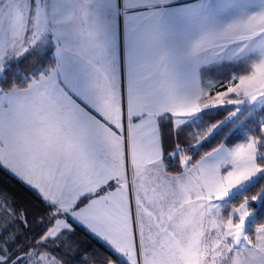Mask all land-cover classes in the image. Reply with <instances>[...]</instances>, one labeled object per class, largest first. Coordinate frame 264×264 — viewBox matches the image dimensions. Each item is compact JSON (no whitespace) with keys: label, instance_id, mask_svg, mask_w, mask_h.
I'll return each instance as SVG.
<instances>
[{"label":"snow or ice","instance_id":"6c2138e0","mask_svg":"<svg viewBox=\"0 0 264 264\" xmlns=\"http://www.w3.org/2000/svg\"><path fill=\"white\" fill-rule=\"evenodd\" d=\"M0 166L44 203L29 242L0 193V264H65L69 220L117 257L82 264H264V0H0Z\"/></svg>","mask_w":264,"mask_h":264},{"label":"trees","instance_id":"16d2710c","mask_svg":"<svg viewBox=\"0 0 264 264\" xmlns=\"http://www.w3.org/2000/svg\"><path fill=\"white\" fill-rule=\"evenodd\" d=\"M220 75L224 76L225 73L216 74L217 79L220 78ZM225 108L229 109V106H226ZM210 111L212 114L206 117L203 122L204 125L206 126H210L211 124L220 121L227 114V111H225L223 107L220 109H211ZM228 128H225L221 133L216 132L209 139L202 141L198 145V147H194L193 145H191V148L187 149L186 152H188L192 156L193 161L199 160L200 157L203 156L205 153L210 152L213 148H216L217 146H219L224 142L225 138H227L226 131L228 130ZM187 131L191 133L193 130L188 129ZM198 131H203V129H198ZM191 140H192L191 138H188V143ZM169 143H171V141H169ZM168 170L175 174L176 172L181 170V166L177 163L173 166H170ZM0 193H3L9 198L13 199L19 208L28 209L30 212L33 209L40 210V211H36L35 212L36 214L34 213L32 214V219L34 222L31 223V226L27 232V236H29V242H32L31 241L32 234L38 233L41 228V224L39 223L38 218L43 215L42 210L44 208V203L42 202V198L39 197V195L35 191L28 188L17 178L9 174L1 166H0ZM72 225L74 229L73 239L74 241L79 243L80 247L74 250L69 255H64L63 251H59V252L54 251L52 252V255L57 256L58 259L63 257L65 264H68V262H71V264H82L83 259L91 258L96 254L109 256L113 260L117 259V257L112 253L111 249L108 248V246H106L96 237L92 236L90 233L85 231L79 225L75 223H72ZM36 239H39V236H37ZM49 247L54 248L55 246L50 245Z\"/></svg>","mask_w":264,"mask_h":264},{"label":"rangeland","instance_id":"374dc122","mask_svg":"<svg viewBox=\"0 0 264 264\" xmlns=\"http://www.w3.org/2000/svg\"><path fill=\"white\" fill-rule=\"evenodd\" d=\"M221 73V72H220ZM218 71H214L213 72V74H220ZM212 74V75H213ZM213 76H215V75H213ZM212 76V77H213ZM216 77V76H215ZM228 78V76H227V74H225L224 76H222V75H220V78H218V79H221V80H226ZM216 79H217V77H216ZM220 90H223V89H220ZM226 106H229V109H234V107L235 106H231V105H225V106H223V108H225ZM247 115L248 114H245V117H242L241 119L243 120V119H246V117H247ZM228 117V112H227V114H226V116L223 118V119H221L220 121H224L226 118ZM220 121H218V122H215V123H219ZM249 126L252 128V133L251 134H257V129H256V125L255 124H251L250 122H249ZM216 133V131H214L212 134H210L206 139H204V140H207V139H209L213 134H215ZM226 135H227V138H225V140H224V142L222 143V144H224L225 146H227V147H233L236 143H239V142H243V135H244V133H242V132H240V131H238V130H235V126H233V127H229L228 128V130L226 131ZM204 140H201L199 143H197V141L195 140V139H192L189 143L191 144V145H193L194 147H198V145L202 142V141H204ZM235 140H236V142H235ZM239 140V141H238ZM221 145V144H220ZM219 145V146H220ZM219 146H217V147H219ZM216 147V148H217ZM215 148H213L210 152H212L213 150H214ZM209 153V152H208ZM186 154L187 155H189V156H191L188 152H186ZM207 153H205L204 155H206ZM203 155V156H204ZM192 157V156H191ZM193 159V158H192ZM8 197V196H7ZM9 198V197H8ZM10 200H12V201H14L13 199H11V198H9ZM15 202V201H14ZM16 204V203H15ZM34 214H36L35 212H33ZM69 223H71V221L69 220L68 221ZM72 224V223H71ZM27 232H28V230L25 232V235H27Z\"/></svg>","mask_w":264,"mask_h":264},{"label":"crops","instance_id":"0c3cea01","mask_svg":"<svg viewBox=\"0 0 264 264\" xmlns=\"http://www.w3.org/2000/svg\"><path fill=\"white\" fill-rule=\"evenodd\" d=\"M214 71H216V70H212V71H209V72H207L206 73V76H207V78H211V79H216V74H213V72ZM215 75V76H213V75ZM213 76V77H212ZM4 170H6L9 174H11L12 176H14L15 178H17L19 181H21L23 184H25L28 188H30V189H32L33 191H35L37 194H38V192H37V190H35V189H33L32 187H30L29 185H27L25 182H23L22 180H20L18 177H16L14 174H12L8 169H6V168H4L3 166H1ZM39 195V194H38ZM40 197V196H39ZM71 221V223H75V224H77V225H79L81 228H83L85 231H87L88 233H90L92 236H94V234H92L88 229H87V227L85 226V225H83V224H80V223H78L77 221H75V220H70ZM95 237V236H94ZM97 238V237H96ZM98 239V238H97ZM98 240H100V239H98ZM103 244H105L102 240H100ZM106 245V244H105ZM107 246V245H106Z\"/></svg>","mask_w":264,"mask_h":264}]
</instances>
